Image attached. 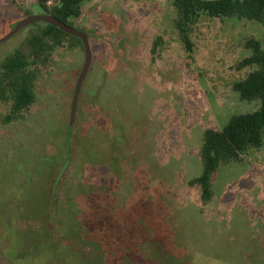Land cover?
I'll use <instances>...</instances> for the list:
<instances>
[{"label": "rangeland", "instance_id": "obj_1", "mask_svg": "<svg viewBox=\"0 0 264 264\" xmlns=\"http://www.w3.org/2000/svg\"><path fill=\"white\" fill-rule=\"evenodd\" d=\"M31 17L50 16L0 0V40ZM175 19L172 0H86L72 117L83 45L53 50L19 116L0 84V264H264V142L219 165L208 202L190 183L204 132L258 109L232 86L264 28L201 15L189 52ZM35 30L1 41L0 62Z\"/></svg>", "mask_w": 264, "mask_h": 264}, {"label": "trees", "instance_id": "obj_2", "mask_svg": "<svg viewBox=\"0 0 264 264\" xmlns=\"http://www.w3.org/2000/svg\"><path fill=\"white\" fill-rule=\"evenodd\" d=\"M86 0H57L50 8L47 0H38L47 14L72 27L70 19L80 17L81 5ZM176 11L174 27L180 42L191 51V27L201 15L213 18H237L259 23L264 28V0H172ZM39 23H44L39 27ZM31 32L11 53L0 62V84L11 93V107L7 119L19 116L35 102L34 80L37 68L45 66L54 49L70 40V48L81 46L82 41L48 22H33ZM250 56L243 65H254V70L243 80L233 84V91L243 101L258 103L252 113L232 116L221 131L206 130L199 150L202 170L190 183L200 189L201 201L211 197V179L219 165L249 149L260 148L264 142V37L262 41L247 42Z\"/></svg>", "mask_w": 264, "mask_h": 264}, {"label": "water", "instance_id": "obj_3", "mask_svg": "<svg viewBox=\"0 0 264 264\" xmlns=\"http://www.w3.org/2000/svg\"><path fill=\"white\" fill-rule=\"evenodd\" d=\"M39 21L48 22V23H51L55 26H58L61 30H63L67 34L78 37L82 41V45H83L84 51H85V63H84V66L82 68L81 74L78 78V81L76 83L74 94H73L72 106H71V117H72L73 113H74V107L76 104L79 88H80V85L84 79L85 73H86L88 65H89V57L90 56H89V48H88L86 36L82 32H79L76 29H73L72 27H69V26L65 25L64 23H62V22H60V21H58L52 17H31V18H28V19L22 21L21 23H19L17 25V27L14 29V31H12L5 38L1 39L0 42L7 39L9 36H11L13 33H15L19 28L24 27L28 24L33 23V22H39Z\"/></svg>", "mask_w": 264, "mask_h": 264}]
</instances>
